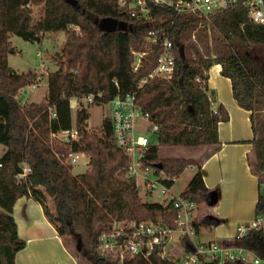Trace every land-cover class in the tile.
Returning <instances> with one entry per match:
<instances>
[{
    "label": "trees",
    "instance_id": "obj_1",
    "mask_svg": "<svg viewBox=\"0 0 264 264\" xmlns=\"http://www.w3.org/2000/svg\"><path fill=\"white\" fill-rule=\"evenodd\" d=\"M246 1L239 0L209 17L176 18L169 10L155 9V16L169 17L163 23L178 44L177 72L171 80L158 79L140 89L139 83L153 69L159 51L151 53L138 72H132V50L142 48L150 26L130 18L118 0H0V143L6 147L0 157V264H16L18 251L26 246L13 215L14 204L22 196L43 205L65 245V237L77 241L76 252H71L79 264H118L97 251L99 233L116 221L164 217L174 224L173 204L143 201L135 178L126 175L127 154L115 141L111 118H104L99 131L90 128V112L81 101L90 94L95 95L93 104H107L117 94L137 92L143 107L160 124L157 143L148 146L144 163L157 173L176 179L188 167L197 166L198 171L182 195L197 204L217 203L216 190L206 186L203 161L164 155L161 150L170 138L174 137V143H196L200 135L215 141L206 157L219 150L218 125L229 120V113L221 103L214 108L217 97L209 89L208 79L215 63L222 64V73L232 79L238 104L251 112L254 159L250 158L249 163L263 188L259 191L256 215L264 212V24L249 19ZM37 5H45V12L34 22L33 7ZM106 18L141 28L108 31L101 28ZM72 25L80 27V31H70ZM59 30L67 32V39L59 54L58 69L48 75L45 100L21 101L20 90L31 84L36 74L19 72L9 65L10 36L17 34L40 43L46 31ZM181 46L183 55L179 52ZM72 98L79 100L75 125L79 137L65 145L53 141L51 133L73 128ZM161 98L165 109L159 106ZM180 109L187 115L183 129L195 137L185 139L175 128L173 117ZM209 129L213 132L208 135ZM70 151L90 158L85 172L73 173L74 165L64 157ZM160 163L161 168L156 166ZM25 165L32 172L25 182H18L16 175ZM48 198L54 203V211ZM218 221L207 212L196 225L199 228ZM79 239L82 250L77 248ZM230 243L264 258L262 231L252 230ZM183 245L187 251L193 249L190 239H184ZM125 264L173 263L158 257L147 260L136 256Z\"/></svg>",
    "mask_w": 264,
    "mask_h": 264
},
{
    "label": "built area",
    "instance_id": "obj_2",
    "mask_svg": "<svg viewBox=\"0 0 264 264\" xmlns=\"http://www.w3.org/2000/svg\"><path fill=\"white\" fill-rule=\"evenodd\" d=\"M239 0H118L119 6L130 18L142 25L150 26L145 42L140 49H133L132 72H138L148 61L151 53L159 51L157 60L151 72L144 77L139 88L158 80H171L177 72L176 50L178 44L172 37L171 31L164 26L169 17L155 16V9L171 11L176 18L187 15H199L209 17L216 11L227 8ZM246 6L249 9L248 17L251 21L264 24V0H248ZM175 18V19H176ZM175 19L172 20L174 23ZM120 21V20H119ZM124 22V28L132 31L140 27L134 23ZM180 52V48H179ZM43 78L40 76L30 85L35 90ZM118 86V82L115 81ZM102 96V93H99ZM88 103L95 99L94 94L86 97ZM112 114L109 116L113 125L114 137L117 145L127 154L126 175L134 177L136 182L143 178L145 187L149 193L160 191L165 196L163 204L172 203L175 209L174 224L171 225L167 218L160 217L157 220H120L111 226L104 228L98 235L97 251L100 256L117 260L118 264H125L136 256L147 260L154 257L168 259L173 264H246L253 260L256 264H264V258L254 257L253 253L243 247L232 245V239H214L201 241L198 239L199 229L196 223L200 221L198 204L185 198L182 194L172 192L171 183L176 178L157 173L153 167L144 163L145 152L152 142L149 137L137 131V120H143L151 124L153 132L160 130V124L153 118L150 111L146 110L138 93L126 95L117 94L108 103ZM53 116H56L53 113ZM79 137L76 126L70 130H61L51 133V139L61 144H70ZM79 154L68 152L64 154L67 162L74 165L78 162ZM32 172L31 167L25 165L23 170L16 175L18 182H25ZM153 172V177L150 173ZM264 185V184H263ZM138 186V183H137ZM139 187V186H138ZM252 230L262 231L264 234V212L251 220L238 225L234 238H242ZM178 236V243L182 249L179 256L168 255L171 237ZM184 239H190L193 249L187 251L183 245ZM255 255V254H254Z\"/></svg>",
    "mask_w": 264,
    "mask_h": 264
},
{
    "label": "crops",
    "instance_id": "obj_3",
    "mask_svg": "<svg viewBox=\"0 0 264 264\" xmlns=\"http://www.w3.org/2000/svg\"><path fill=\"white\" fill-rule=\"evenodd\" d=\"M222 70L223 66L220 63L210 67L208 86L217 97L216 103L223 104L227 109L229 120L219 123L220 148L212 156L204 158L202 171L206 186L216 187L212 190L220 193V197L222 190H226L224 187L226 184L229 191L236 190V183L243 187L242 206L235 213H224L221 206H215L218 202L212 205L214 208L209 206L210 210H207L219 219L210 227L215 228L218 224L224 227L219 235L227 241L234 238L240 222H250L256 217L259 181L258 176L252 173L249 163L253 154V144L250 140L254 136L251 112L238 104L234 97L232 79L225 76ZM242 177L243 182L240 184L239 180ZM220 199L223 200V197ZM213 210H216V214L221 215V218ZM13 215L19 235L26 240V246L16 255V264H79L46 216L41 203L31 197L22 196L14 204ZM202 216L200 218H203ZM218 236L210 240L223 239Z\"/></svg>",
    "mask_w": 264,
    "mask_h": 264
},
{
    "label": "rangeland",
    "instance_id": "obj_4",
    "mask_svg": "<svg viewBox=\"0 0 264 264\" xmlns=\"http://www.w3.org/2000/svg\"><path fill=\"white\" fill-rule=\"evenodd\" d=\"M33 18L34 22L39 20L44 15L45 5H37L33 7ZM124 25V22L120 23V26ZM70 31H80V27L72 25L70 26ZM67 32L64 30L59 31H46L43 37L42 42H31L25 40L21 36L17 34H12L10 36V49H12L9 53L8 62L9 65L12 66L19 72H31L36 74V79L40 76L43 78V82L33 90L31 85H27L20 90L19 99L23 102H42L45 100V96L48 90V75L50 72L58 69L59 64L61 63L60 55L63 51V47L66 44ZM33 81V82H34ZM165 98V97H162ZM159 100V106L163 109L166 108L165 101ZM81 101L87 106L90 112V118L88 120V124L90 128L93 130L99 131L103 120L105 117H109L112 114L111 108L107 104H93L88 103L86 98L81 99ZM79 100L77 98H72L71 106H72V119L73 125H76L77 120V110H78ZM182 106V103L179 107ZM217 103L214 105L216 108ZM187 118L186 112L180 109L175 116L173 117V122H175L174 126L179 131L182 132V136L185 139L195 137V134L191 131H185L184 124L182 123ZM137 131L141 132V134L146 135L150 138L152 142L157 143V135L153 132L151 124L149 122L139 118L137 120ZM179 131V132H180ZM212 134V129L207 130ZM198 142L196 143H186V141H179L178 143H174V137L169 139L167 143H163L161 150L164 155L168 156H177V157H189L193 158L196 161L202 162L207 154L211 151L212 146L214 144V139H209L206 135H200ZM171 140V141H170ZM211 141V142H208ZM6 147L5 145L0 143V157L5 153ZM251 159H254V155L252 154ZM90 158L84 154H79L78 162L73 166V173L79 174L85 172L89 167ZM198 171L197 166L188 167L175 181V183L171 186V190L174 194L180 195L187 188L189 182ZM153 172L150 173V176L153 177ZM243 177L240 178L239 183L242 184ZM137 183L139 186L140 196L145 202H165V196L160 191H155L153 193H149L147 188L145 187V183L143 178L137 179ZM222 190V196L220 197V193H218V203L215 205L216 207L219 205L221 209L226 214L235 213L236 210L241 208V196L243 194V187L236 183V190L229 191L227 188V184ZM209 188V187H208ZM210 189H216L210 188ZM263 188L258 186V191H262ZM215 191V190H214ZM223 197V200L220 199ZM48 205L54 211V203L51 198H48ZM213 204L203 203L198 204L197 211L199 214L207 212L210 210L209 206ZM214 206V207H215ZM213 207V206H212ZM213 207V208H214ZM1 211V208H0ZM213 212L216 214V210ZM221 218V215L216 214ZM204 216V215H203ZM202 216V217H203ZM236 218V217H234ZM200 221H203V218H200ZM242 223V222H240ZM224 227H221L219 224L215 228H211L205 224H202L200 227V233L198 239L201 241L213 239L215 236H218L220 232H222ZM218 237L223 238V236L219 235ZM66 246L71 250L76 252V240L71 237H65ZM224 239V238H223ZM171 244H169L168 255L170 257H175L178 254H181V247L178 243V236L173 235L171 237ZM254 257H257L253 254ZM246 264H256L253 260L248 261Z\"/></svg>",
    "mask_w": 264,
    "mask_h": 264
},
{
    "label": "water",
    "instance_id": "obj_5",
    "mask_svg": "<svg viewBox=\"0 0 264 264\" xmlns=\"http://www.w3.org/2000/svg\"><path fill=\"white\" fill-rule=\"evenodd\" d=\"M120 21L116 18H106L104 19L102 22H101V28L102 29H105V30H115L117 28H123L124 25L122 24V26H120ZM180 53L181 55H183V47L181 46L180 48ZM190 109L193 110V108L190 106ZM156 166L158 167H162V164H157ZM82 246H83V242L81 239L78 240V243H77V248L78 250H82Z\"/></svg>",
    "mask_w": 264,
    "mask_h": 264
}]
</instances>
